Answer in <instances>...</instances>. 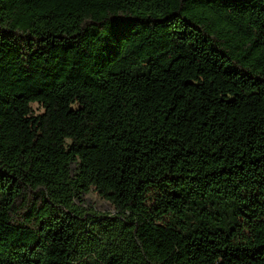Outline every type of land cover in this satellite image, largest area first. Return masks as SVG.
Segmentation results:
<instances>
[{"label": "trees", "instance_id": "16d2710c", "mask_svg": "<svg viewBox=\"0 0 264 264\" xmlns=\"http://www.w3.org/2000/svg\"><path fill=\"white\" fill-rule=\"evenodd\" d=\"M0 264H264V0H0Z\"/></svg>", "mask_w": 264, "mask_h": 264}, {"label": "rangeland", "instance_id": "374dc122", "mask_svg": "<svg viewBox=\"0 0 264 264\" xmlns=\"http://www.w3.org/2000/svg\"><path fill=\"white\" fill-rule=\"evenodd\" d=\"M32 107L36 113H40L43 111V107L38 103H33ZM158 193L156 190L151 191V198ZM86 201L89 205L93 206L96 210L102 212H112L114 210L113 206L110 205L107 201L102 199L94 190L90 191L85 195Z\"/></svg>", "mask_w": 264, "mask_h": 264}]
</instances>
